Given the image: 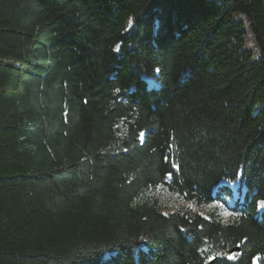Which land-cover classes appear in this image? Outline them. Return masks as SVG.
<instances>
[{
	"label": "trees",
	"instance_id": "1",
	"mask_svg": "<svg viewBox=\"0 0 264 264\" xmlns=\"http://www.w3.org/2000/svg\"><path fill=\"white\" fill-rule=\"evenodd\" d=\"M262 201L264 0H0V264H264Z\"/></svg>",
	"mask_w": 264,
	"mask_h": 264
},
{
	"label": "rangeland",
	"instance_id": "2",
	"mask_svg": "<svg viewBox=\"0 0 264 264\" xmlns=\"http://www.w3.org/2000/svg\"><path fill=\"white\" fill-rule=\"evenodd\" d=\"M254 42L251 38H248V46L247 49L254 52L256 55H258V50L254 46ZM152 84V83H151ZM221 186H224L225 188H229L230 191L233 193V197L228 199V207H233L238 199L242 200L244 190L241 189V185L239 182L230 183L228 181H224ZM222 215L223 219H226L227 214L225 212H219Z\"/></svg>",
	"mask_w": 264,
	"mask_h": 264
},
{
	"label": "snow or ice",
	"instance_id": "3",
	"mask_svg": "<svg viewBox=\"0 0 264 264\" xmlns=\"http://www.w3.org/2000/svg\"><path fill=\"white\" fill-rule=\"evenodd\" d=\"M261 206H264V201L260 202ZM235 257H229V259H233Z\"/></svg>",
	"mask_w": 264,
	"mask_h": 264
}]
</instances>
